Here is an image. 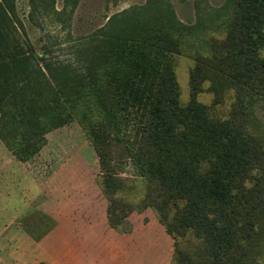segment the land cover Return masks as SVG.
<instances>
[{
    "label": "trees",
    "instance_id": "16d2710c",
    "mask_svg": "<svg viewBox=\"0 0 264 264\" xmlns=\"http://www.w3.org/2000/svg\"><path fill=\"white\" fill-rule=\"evenodd\" d=\"M8 5L0 0V91L9 73L30 78L31 59ZM209 22L183 24L158 4L133 8L109 17L78 67L41 58L42 66L33 56L44 78L69 70L78 84L70 89L39 77L36 89L15 83L20 90L11 100L22 147L14 153L29 159L46 133L76 119L98 155L97 182L115 230L130 233L129 216L150 208L173 239L171 264H259L264 146L250 129V107L264 97V0H226ZM193 37L207 49L195 56L184 104L176 61ZM205 90L214 93L215 105L234 94L228 116H215L199 100ZM116 163L131 164L145 182L137 200L129 179L114 171Z\"/></svg>",
    "mask_w": 264,
    "mask_h": 264
},
{
    "label": "rangeland",
    "instance_id": "374dc122",
    "mask_svg": "<svg viewBox=\"0 0 264 264\" xmlns=\"http://www.w3.org/2000/svg\"><path fill=\"white\" fill-rule=\"evenodd\" d=\"M45 1L49 5H45L42 0H8L9 5L6 6L15 27V35L19 40L21 49L23 48V54L31 59L26 62V70L30 76L28 81L22 78L24 74L21 77L18 72L7 74L4 80L1 81V85L5 88L0 91V98L2 94L4 95L3 101H0V142L12 152L15 150L21 152L22 147L21 132L14 118V101L11 100V96H14L15 91L20 90L16 85L30 82V85L36 89L37 86L34 82L38 77L43 80L49 79L54 83L57 82L56 80L67 82L70 84V89L78 84V81L75 80L69 70H58L56 79L49 73L47 78H44L38 67L33 66V56H39L38 61L42 66H44V61L41 58L51 60L53 64L72 62L78 67L81 63H86L79 62V60L88 59L92 46L95 45L92 41L93 38L100 36L101 29L112 15L128 12L133 8L141 12L144 6L150 7L158 4L165 9H173L178 20L183 24L197 28L202 25L209 26L211 16L226 0ZM204 42V40L197 37L190 38L185 43L183 52L177 56L176 74L181 90V102L184 104L188 103L190 99V69L194 65L197 52L199 50L205 52L207 49ZM224 98L222 103L215 105L214 93L205 90L199 95V100L207 104L212 109V113L219 118L228 116L235 102L232 92L228 91ZM250 112V129L264 146V97L253 100ZM44 138V145L40 147L38 152L32 153L29 159L22 160L17 155H15V159L29 164L44 165L42 173H53L50 167L55 166L53 168L60 169V171L54 173H60L61 175L71 173L78 176L80 173H85L87 177V174H89L92 183L98 186L97 179L101 174L98 155L78 120L75 119L68 124L53 129L46 133ZM30 150L29 152H33ZM1 161H4L3 154L0 155ZM114 167L117 174L129 179L126 185L134 187L131 192L134 195H131V197L134 196V200L140 198L145 189V182L136 177L132 165L127 164V166H124L116 163ZM20 200L19 196H15L14 205L18 206ZM147 211L150 214L154 212L152 209L147 208L142 211H134L131 216L141 224H147L148 217L145 215ZM2 222L3 220L0 219V223ZM258 256L259 264H264V217L261 221V240L258 247Z\"/></svg>",
    "mask_w": 264,
    "mask_h": 264
},
{
    "label": "crops",
    "instance_id": "0c3cea01",
    "mask_svg": "<svg viewBox=\"0 0 264 264\" xmlns=\"http://www.w3.org/2000/svg\"><path fill=\"white\" fill-rule=\"evenodd\" d=\"M1 144L0 264H171L173 239L154 212L147 224L130 215L133 230L120 233L89 174L42 173Z\"/></svg>",
    "mask_w": 264,
    "mask_h": 264
}]
</instances>
